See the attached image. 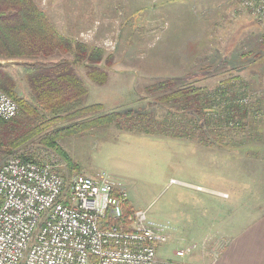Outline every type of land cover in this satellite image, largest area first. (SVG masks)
Instances as JSON below:
<instances>
[{
  "label": "rangeland",
  "instance_id": "obj_1",
  "mask_svg": "<svg viewBox=\"0 0 264 264\" xmlns=\"http://www.w3.org/2000/svg\"><path fill=\"white\" fill-rule=\"evenodd\" d=\"M154 2L150 13L142 8L128 23L96 25L78 39L101 56L97 67L105 73L104 83L89 79V86L91 102L103 100L105 109L58 126L108 113L130 112L131 119L58 140L61 155L39 137L13 152L37 153L64 178L108 175L126 191L134 211H145L151 225L165 227L167 240L155 247L158 260L214 264L229 235V218L262 203L246 195L259 193L264 178V23L242 10L238 0ZM0 67L15 82L17 96L29 100L14 64ZM76 73L86 76L84 67ZM229 78L245 92L249 114L243 127L215 128L201 141L139 131V117L165 116L151 85L172 80L175 88L212 91ZM8 157L0 145V164ZM189 245H196L190 255L175 257Z\"/></svg>",
  "mask_w": 264,
  "mask_h": 264
},
{
  "label": "built area",
  "instance_id": "obj_2",
  "mask_svg": "<svg viewBox=\"0 0 264 264\" xmlns=\"http://www.w3.org/2000/svg\"><path fill=\"white\" fill-rule=\"evenodd\" d=\"M238 5L264 23V0ZM18 113L0 90V120ZM36 154L14 152L0 164V264H183L156 258V245L167 240L165 227L151 225L145 211L124 217L127 193L108 175L64 178Z\"/></svg>",
  "mask_w": 264,
  "mask_h": 264
},
{
  "label": "trees",
  "instance_id": "obj_3",
  "mask_svg": "<svg viewBox=\"0 0 264 264\" xmlns=\"http://www.w3.org/2000/svg\"><path fill=\"white\" fill-rule=\"evenodd\" d=\"M21 16L27 19L21 20ZM55 52L71 54L72 59L50 67L34 66L24 81L30 93L29 100L17 96L15 82L0 67V90L14 100L19 109L18 117L7 122L0 120V145L7 156L35 137H39L42 145L61 155L58 140L131 119L130 112L108 113L59 127L64 122L103 110L101 105H83L86 88L73 70L74 65L83 66L88 79L103 84L105 73L97 67L101 61L99 51L60 35L31 3L27 8L0 4V59L38 58L39 54L49 56ZM84 61L88 64L85 65ZM236 82L235 78L226 79L212 91L193 86L175 88L172 80L151 85L150 92L159 95L156 102L165 111V116L158 121H151L149 115L139 117V131L161 137H199L201 141V135L213 134L215 128L243 127L249 107L243 104L245 92L236 88ZM65 160L70 164V159ZM123 212L124 217L133 212L129 203L123 207Z\"/></svg>",
  "mask_w": 264,
  "mask_h": 264
},
{
  "label": "crops",
  "instance_id": "obj_4",
  "mask_svg": "<svg viewBox=\"0 0 264 264\" xmlns=\"http://www.w3.org/2000/svg\"><path fill=\"white\" fill-rule=\"evenodd\" d=\"M29 3L43 13L47 22L60 35L67 39L78 41L85 34H91V30L94 31L93 27L96 25L125 24V20L128 23L131 16L133 18L141 13L140 10L142 8H148L150 13V8H153L155 2L154 0H143V3H141V0H0V4L4 7L24 5L27 8ZM155 13L156 11L152 12V14ZM20 19L26 20L27 18L21 16ZM122 30L124 32V29ZM71 58V54L62 55L59 52H55L49 56L39 54L38 58L0 59V64H14L17 72H21L22 80L25 81L34 66L50 67L62 60L70 61ZM5 67L8 69L9 66L6 65L3 68L5 69ZM77 67L73 66L75 73L77 72ZM80 67L83 68L82 66ZM84 72L86 73L85 69ZM79 77L81 78V76ZM81 80L88 89L87 94L83 98V105L98 104L105 109L103 100L91 102L90 88L92 82L86 78L85 74ZM89 84L91 85L89 86ZM260 183L261 190L259 193L254 196H249L248 194L246 196L262 203L257 204L248 212L245 211L234 215L232 219L229 218L225 229L229 235L225 239V245L219 256L214 260V264H264V178Z\"/></svg>",
  "mask_w": 264,
  "mask_h": 264
}]
</instances>
